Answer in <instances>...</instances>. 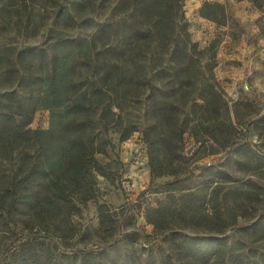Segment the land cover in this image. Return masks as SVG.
<instances>
[{"label":"rangeland","instance_id":"rangeland-1","mask_svg":"<svg viewBox=\"0 0 264 264\" xmlns=\"http://www.w3.org/2000/svg\"><path fill=\"white\" fill-rule=\"evenodd\" d=\"M1 1L9 10L0 15V94L15 90L18 52L31 49L49 61L60 39L70 42L82 91L110 57L107 41L116 46L111 57L142 59L136 74L151 83L131 87L108 128L98 112L91 116L94 148L106 150L94 156L104 175L94 174L92 200L70 217L22 207L0 214V264H264V229H249L264 220V0H181L180 10L172 9L169 51L189 41L191 60L182 71L170 54L132 39L150 25L146 13L138 15L141 0ZM66 14L67 23L58 24ZM129 48L135 51L126 54ZM151 57L164 60L169 76L162 84ZM47 75L48 62H37L24 80L33 93L16 89L21 102L8 111L34 107L42 91L36 79ZM207 85L214 96L204 108L198 94ZM150 98L166 102L163 125H156ZM154 126L148 140L161 141L151 147L145 134ZM48 127L49 111L36 108L26 129ZM21 150L0 157V188L31 162L33 144ZM196 238L227 243L223 263L187 257Z\"/></svg>","mask_w":264,"mask_h":264},{"label":"trees","instance_id":"trees-1","mask_svg":"<svg viewBox=\"0 0 264 264\" xmlns=\"http://www.w3.org/2000/svg\"><path fill=\"white\" fill-rule=\"evenodd\" d=\"M11 1L5 0V4H10ZM180 2L181 0H152V4L145 5L144 0L137 1L135 6L139 10L138 15L145 16L146 13L150 25L149 29L136 30V35L132 36L136 42L143 39L148 44L155 45V50L162 54H170L178 61V71L188 69L187 59L191 60L186 53L189 41L182 43L183 48L169 51L173 40L175 17L181 8ZM147 6H150V10ZM6 7L4 3L0 4V15L9 10ZM172 9H176L177 12ZM69 18L70 16L66 14L63 20L61 19L62 23L58 24H66ZM59 20L60 17L56 22ZM112 42L105 43L110 57L101 65L100 72L97 71L93 76L91 89L82 91V82L80 83L72 73V60L68 53L70 42L63 39L56 41L49 61L44 59L46 63L48 62L49 75L43 79H36L42 88L40 98L34 103V107L28 103L22 113L8 111L6 105L19 104L21 102L19 92L30 95L33 93L31 85L24 86V80L25 77L31 78L33 67L37 62L42 65L44 60L31 49L18 52L15 57L17 66L15 90H7L0 94V157L12 156L21 149V152H25L30 143L35 147V151L31 162L11 173L6 186L0 188V214L15 207H22L35 214L45 213L54 218L70 217L78 210L77 204L94 198V174L104 175L103 167L96 162L94 156L104 154L106 150L105 145L94 148L91 138L93 131L91 116L98 112L100 123L102 121L103 127L108 128L113 118L118 116L113 112V108L121 110L120 104L129 96L131 87H137L139 83L147 87L149 82L151 83L149 78L140 79L136 74L137 69H142V59L131 57L120 60L111 57L116 51V46ZM184 48L182 57H176V54L180 56ZM134 51L135 48H129L127 53L122 51L121 55L132 54ZM151 62L155 70L153 72L156 73L154 76L162 84L169 76L167 69L164 68L163 58L151 57ZM174 74L178 75L176 70ZM18 88L21 91L18 92L16 90ZM198 96L204 104L203 107H208L211 102L210 96H214L211 85L204 86ZM148 100L156 125H163L166 102L156 98ZM36 108L49 111L47 130L26 129ZM155 130L156 126L145 134L146 142L151 147L156 146L157 141H161L158 135H153V138L148 140V136ZM38 185H44V188L40 190L37 188ZM249 229L254 231L264 229V220L253 224ZM217 230L219 234L223 231L222 228ZM186 251L187 257L203 263L208 262L209 257L213 261L223 263L229 247L227 243L218 242L213 238H196ZM30 263L31 258H25L22 262Z\"/></svg>","mask_w":264,"mask_h":264}]
</instances>
